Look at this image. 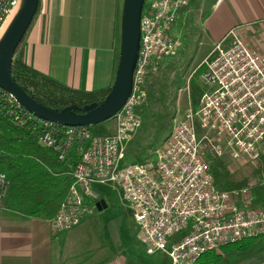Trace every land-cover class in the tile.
I'll return each mask as SVG.
<instances>
[{"label":"built area","instance_id":"built-area-1","mask_svg":"<svg viewBox=\"0 0 264 264\" xmlns=\"http://www.w3.org/2000/svg\"><path fill=\"white\" fill-rule=\"evenodd\" d=\"M191 1L154 0L149 11L141 10L128 90L112 117L114 131L97 134L88 126L65 130L67 143L79 139L83 144L77 149L80 160L70 172L68 194L48 219L52 234L71 230L93 214L100 197L97 188L106 185L122 190L146 253L163 252L170 264H197L208 251L264 237V206L256 205L249 187L219 188L209 159L227 155L253 164L264 160V55L234 30L228 34L232 39L224 37L203 58L200 79L205 89L198 108L186 111L155 161H123L125 146L140 126L138 109L146 79L181 48L171 28ZM15 2L0 0V30ZM8 102L17 105L7 113L18 124L33 116L10 94ZM46 124L38 143L54 148L58 131ZM8 186L6 175L0 173V201ZM182 231L185 235L174 240Z\"/></svg>","mask_w":264,"mask_h":264},{"label":"crops","instance_id":"crops-1","mask_svg":"<svg viewBox=\"0 0 264 264\" xmlns=\"http://www.w3.org/2000/svg\"><path fill=\"white\" fill-rule=\"evenodd\" d=\"M153 1L144 0L142 11H149ZM123 6L124 0H39L14 60L73 89L110 88L119 60ZM188 17L198 32V46L204 44L208 52L224 37L232 39L228 34L234 30L264 55V0H192L178 12L173 35L182 34L180 24ZM106 130L114 131L112 119ZM97 189L105 200L100 186ZM71 230L52 234L48 220L10 211L0 201V264H130L129 249L112 251L106 246L85 251L74 263L76 250L67 242ZM243 264H264V258L254 256Z\"/></svg>","mask_w":264,"mask_h":264},{"label":"trees","instance_id":"trees-1","mask_svg":"<svg viewBox=\"0 0 264 264\" xmlns=\"http://www.w3.org/2000/svg\"><path fill=\"white\" fill-rule=\"evenodd\" d=\"M202 70L200 66L195 73L196 79L189 82L192 108L198 106L202 95L197 82ZM11 78L43 105L55 110L75 106L74 113H82L88 104L101 105L110 91V88L92 92L73 89L17 60L11 64ZM0 102V173L9 180L4 206L23 215L51 219L68 194L72 183L70 172L80 160L77 149L83 143L79 139L67 143L65 130L69 127L46 122L47 127L58 131V136L54 148L43 147L38 143V134L45 128V121L31 116L20 125L13 115L7 113L11 107L17 106L16 103L8 102V94L1 90ZM209 159L219 188L233 190L246 185L244 177L229 172L222 158L211 155ZM260 166L264 169V160L260 161ZM254 256L264 258V237L242 239L208 251L197 264H243Z\"/></svg>","mask_w":264,"mask_h":264},{"label":"rangeland","instance_id":"rangeland-1","mask_svg":"<svg viewBox=\"0 0 264 264\" xmlns=\"http://www.w3.org/2000/svg\"><path fill=\"white\" fill-rule=\"evenodd\" d=\"M17 2L18 0L16 4ZM145 5L146 2L144 4L143 0V10H146ZM180 27L182 34L177 37L181 41V48L174 56L163 60L158 70L146 79L144 97L138 109L140 126L125 146L124 162L155 161L156 152L165 143L186 111L192 108L189 99V82L191 79H196L195 73L207 55L208 49L204 44L198 46V32L192 28L190 17L185 20V25L181 23ZM1 33L2 31L0 35ZM131 73L132 70L130 75ZM200 75L197 82L203 93L205 88L202 86ZM197 108L198 106L192 109ZM106 124L107 121L91 126L92 131L97 134L112 133L106 130ZM222 160L229 172L246 179L245 186L254 192L256 205L264 206V169L260 166L261 160L253 164L243 159L234 161L227 155ZM100 190L107 201V208L87 217L84 225H77L78 227L75 226L69 232L72 238L67 242L74 244L78 256L74 263L81 259L85 251L106 246L112 251L129 249L133 254L132 259L129 257L130 264H170L168 256L163 252L146 253L145 244L139 237L138 227L122 190L106 185H101ZM185 233L186 231H182L176 234L174 240L180 239Z\"/></svg>","mask_w":264,"mask_h":264},{"label":"water","instance_id":"water-1","mask_svg":"<svg viewBox=\"0 0 264 264\" xmlns=\"http://www.w3.org/2000/svg\"><path fill=\"white\" fill-rule=\"evenodd\" d=\"M39 0H24V5L5 38L0 44V89L10 94L15 101L36 118L65 127L95 126L112 119L128 90L130 70L137 49V23L143 0H124L121 27L119 60L114 82L104 102L97 106L88 104L82 113H74L75 106L55 110L43 105L27 94L11 78V64L37 12ZM107 207L106 201L97 202V210Z\"/></svg>","mask_w":264,"mask_h":264},{"label":"bare ground","instance_id":"bare-ground-1","mask_svg":"<svg viewBox=\"0 0 264 264\" xmlns=\"http://www.w3.org/2000/svg\"><path fill=\"white\" fill-rule=\"evenodd\" d=\"M16 1H17V0H16ZM15 4H16V2H15ZM15 4H14V6H15ZM23 5H24V0H18V2H17V4H16V7H15L13 13H12V15H11V12H12L13 9L11 10V12H10V14H9V16L11 15V16H10V19L8 20V18H9V16H8L7 19L5 20L3 26L1 27V30H0V32L2 31V33H1V35H0V44L2 43L3 39L5 38V36H6L7 32H8V30H9L10 27L12 26L13 22H14L15 19L17 18L18 14H19L20 11L22 10ZM13 8H14V7H13ZM7 20H8V22H7ZM6 22H7V24H6ZM5 24H6V26H5ZM4 26H5V28L3 29Z\"/></svg>","mask_w":264,"mask_h":264}]
</instances>
